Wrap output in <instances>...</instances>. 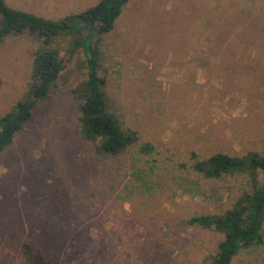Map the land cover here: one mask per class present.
<instances>
[{
	"label": "rangeland",
	"instance_id": "1",
	"mask_svg": "<svg viewBox=\"0 0 264 264\" xmlns=\"http://www.w3.org/2000/svg\"><path fill=\"white\" fill-rule=\"evenodd\" d=\"M98 1L5 0L51 20ZM56 42L24 35L0 44V117L26 95L35 51ZM99 47L110 112L152 142L160 163L191 152L264 154V0H130ZM83 61L71 59L0 155V264H24L29 239L52 264H207L221 235L185 222L223 210L245 179L212 181L204 192L163 167L135 175L149 165L136 152L99 153L81 138L68 90L84 80ZM51 189L61 193L54 214L44 209ZM232 264H264V244Z\"/></svg>",
	"mask_w": 264,
	"mask_h": 264
},
{
	"label": "trees",
	"instance_id": "2",
	"mask_svg": "<svg viewBox=\"0 0 264 264\" xmlns=\"http://www.w3.org/2000/svg\"><path fill=\"white\" fill-rule=\"evenodd\" d=\"M129 1L99 0L77 14L51 20L15 9L0 0V44L7 38L24 35L35 36L45 46L57 41L56 48L35 51L26 95L0 117V155L13 143L15 136L34 121L38 105L49 98L61 74L69 68L71 59L81 54L84 80L68 90L77 101L81 138L93 144L99 153L119 157L136 152L138 157L149 159L146 160L149 165L145 170H133L135 175L154 174L163 167L196 179L203 185L204 192L212 181L235 176L245 179L223 210L196 214L185 222L188 227L221 235L217 251L207 264H232L242 251L264 244V154L252 152L237 157L215 153L208 158H199L191 152L186 160L167 166L159 162V154L152 142L120 126L109 109L99 46L103 37L113 31ZM63 38L68 42L61 54L58 42ZM43 197L48 214L62 209L61 193L57 189H51ZM20 252L24 264H52L33 240H26Z\"/></svg>",
	"mask_w": 264,
	"mask_h": 264
}]
</instances>
